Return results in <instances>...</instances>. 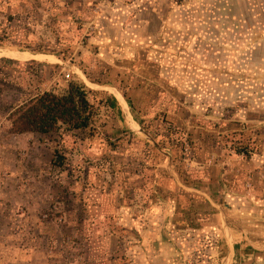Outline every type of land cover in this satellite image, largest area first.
<instances>
[{
    "label": "rangeland",
    "instance_id": "rangeland-1",
    "mask_svg": "<svg viewBox=\"0 0 264 264\" xmlns=\"http://www.w3.org/2000/svg\"><path fill=\"white\" fill-rule=\"evenodd\" d=\"M263 8L264 0H0V54L66 65L0 59V264H164L167 239L171 264H264L240 245L231 259L220 240L210 252L207 227L220 216L231 244L228 226L264 237V31L247 29L262 24ZM158 26L141 47L157 61V82L135 63L102 61L119 47L133 55L134 36ZM67 67L93 87L127 81L144 99L149 86L161 91L135 111L122 95L135 126ZM70 82L94 106L87 129L9 133L15 107ZM164 190L169 202L155 199Z\"/></svg>",
    "mask_w": 264,
    "mask_h": 264
},
{
    "label": "trees",
    "instance_id": "trees-1",
    "mask_svg": "<svg viewBox=\"0 0 264 264\" xmlns=\"http://www.w3.org/2000/svg\"><path fill=\"white\" fill-rule=\"evenodd\" d=\"M105 103L122 122L117 101L113 97H107ZM93 116L94 106L88 98L86 88L80 83L70 82L62 94L42 93L15 107L7 121L11 135H48L58 133L62 128L67 132L85 130L91 124ZM234 153L245 158L251 156V151L245 147H235ZM57 164L60 165L61 162Z\"/></svg>",
    "mask_w": 264,
    "mask_h": 264
},
{
    "label": "crops",
    "instance_id": "crops-1",
    "mask_svg": "<svg viewBox=\"0 0 264 264\" xmlns=\"http://www.w3.org/2000/svg\"><path fill=\"white\" fill-rule=\"evenodd\" d=\"M259 15L261 17L263 16V18H264V8L262 9V12ZM140 23L142 25H145V24H147V21L142 20ZM258 26L259 27L256 28V25H252V27L247 28V29H249V30L257 29L259 32L264 31V20H263L262 24H258ZM160 32H161V28L158 26L155 34H152L150 37L149 36H144V37L143 36L142 37L141 36H138V37L134 36V39L132 40V44L137 45V47L139 49L137 51H135V53H133V55L129 56V52L127 51V49L125 47H119L115 51H114V49H112L106 55V57L104 59H102V61L111 67H115L116 65L121 64L122 62H129L132 64L135 63L134 67H132L133 71H135V70H137V71L143 70V72L146 71L147 73L151 74L150 75L151 78L154 77V79L153 78L152 79L155 82L156 80L161 79V75H162L159 73L160 69L156 65L157 61L154 60L153 58L151 59L149 56L144 57V55L142 53L143 49H141V47H143L144 45H147V44L150 45L151 41H153V39L157 38V36L160 35ZM249 40H250L249 51H251V50H253L252 39L249 38ZM263 43H264V40H263ZM257 44H259V43H257ZM131 57H133V59H130ZM129 60H132V61H129ZM121 74H124V73H121ZM125 74L128 75V72ZM143 75H144V73H141V76H143ZM121 78H122V76L119 77L118 79H121ZM144 80H147V79L142 77L138 82L140 84H142ZM165 83H166L165 80H163V85H165ZM127 85H128L127 81H122L120 86L118 85V86H111V87L107 86V87L115 90L121 97H122V95L125 97V93H126L127 97H129L131 100V104H132L131 108L134 111L139 109L145 103L146 99H148L149 97H152L154 94L161 91V90L159 91V89L155 88L154 86H149L148 87L149 93H147L144 96L145 97V99H144V98H140L139 93H136V91L134 89H132V88L128 89ZM158 88H160V87H158ZM108 95L110 97H112L110 94H108ZM149 103H150V100H149L148 104ZM147 108H149V107H147ZM20 136H43V135H40V134H24V135H20ZM195 183L201 184V182H199V181H195ZM161 194L163 195L161 198L157 197L155 199H159V200H162L164 202H166V201L169 202L171 200L170 198L172 197V195L170 193H168L164 190V191H161ZM219 220H220V216L219 217L213 216V217H211L209 223L207 224V227H215V229L213 228L214 231L211 232L212 241H211V251L210 252L214 253L215 250H216V252L219 250V240H220V242L224 241V243L226 245V249H227V255L231 256V259L233 258L234 252H236L239 249V245H240V246H245V248H246L245 252H247L248 254H251L252 258H254L255 260H259V261H264V237L256 235V233L252 230L241 229L239 231V230H237V228L235 229V228H231L228 226L229 234H230L231 242H232V244H231L226 239V235L224 233H223L224 235L219 233V229L222 225ZM173 222H175V220H173ZM213 225H217V227L213 226ZM214 232H215V235H214ZM220 236H222V239L220 238ZM167 241H169V243L167 245L168 249H166L168 251V253L165 254L163 252L164 258L162 261L164 264H171L170 260H169V258H171L173 256L171 239H167ZM244 264H252V261L245 262Z\"/></svg>",
    "mask_w": 264,
    "mask_h": 264
},
{
    "label": "water",
    "instance_id": "water-1",
    "mask_svg": "<svg viewBox=\"0 0 264 264\" xmlns=\"http://www.w3.org/2000/svg\"><path fill=\"white\" fill-rule=\"evenodd\" d=\"M0 59H3L5 61L9 62H45V63H54L60 66L66 67L65 64L61 63L57 58L53 56H47V55H29L25 53H18V54H13L12 56L9 55H3L0 54ZM73 74H76L80 80L84 83L86 87H90L91 89H97L106 92L107 94H110L116 101L119 103V106L121 108V111L123 112L125 119H129V121L133 125H137L136 121L133 120V118L129 114L128 106L124 99L112 88L106 87V86H98L96 85L95 87L92 86V84L88 83L87 80L85 79L84 75L78 72L75 68L73 67H67ZM119 97L123 99L124 102V107L122 104H120Z\"/></svg>",
    "mask_w": 264,
    "mask_h": 264
},
{
    "label": "bare ground",
    "instance_id": "bare-ground-1",
    "mask_svg": "<svg viewBox=\"0 0 264 264\" xmlns=\"http://www.w3.org/2000/svg\"><path fill=\"white\" fill-rule=\"evenodd\" d=\"M119 101L123 104L124 106V102H123V99L121 97H119Z\"/></svg>",
    "mask_w": 264,
    "mask_h": 264
}]
</instances>
